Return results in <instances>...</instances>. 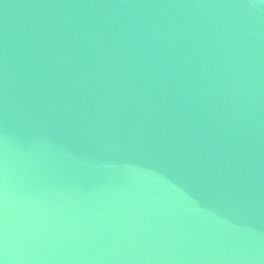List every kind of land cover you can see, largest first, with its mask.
<instances>
[{
	"label": "water",
	"instance_id": "1",
	"mask_svg": "<svg viewBox=\"0 0 264 264\" xmlns=\"http://www.w3.org/2000/svg\"><path fill=\"white\" fill-rule=\"evenodd\" d=\"M0 264H264V0H0Z\"/></svg>",
	"mask_w": 264,
	"mask_h": 264
}]
</instances>
